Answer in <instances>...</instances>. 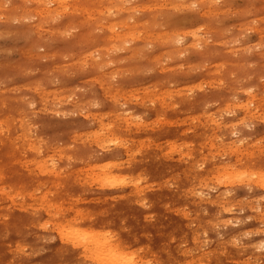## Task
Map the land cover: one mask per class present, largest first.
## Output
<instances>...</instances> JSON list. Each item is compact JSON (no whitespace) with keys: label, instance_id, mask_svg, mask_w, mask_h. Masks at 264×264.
<instances>
[{"label":"rangeland","instance_id":"obj_1","mask_svg":"<svg viewBox=\"0 0 264 264\" xmlns=\"http://www.w3.org/2000/svg\"><path fill=\"white\" fill-rule=\"evenodd\" d=\"M174 1L186 5L190 1L192 2V0ZM200 1L206 3L212 1L213 3V0ZM2 2L3 5L0 6V99L9 104L10 108L4 107L3 109L0 105V109L2 108L0 118H7L12 115L10 112L16 106L14 108L10 103L18 95L31 103L24 114V120L29 124L27 131L31 135V139H41L44 144V151L40 153L37 159L39 163H43L46 154L53 158V163L57 167L62 166L61 161L63 160L60 161L62 157L68 158L70 161L65 164L66 171H71L78 166V157L88 158L87 162L91 164L102 163L104 153L96 151L90 146L87 147L88 152L84 151L85 154L75 155L64 152L63 156L61 155L62 149L56 150L54 148L66 144L67 135L69 137L80 132L93 131L96 128L95 123L91 118L85 119L84 115L106 113L110 108L112 97L118 95L116 99L120 103H125L129 93L117 92L122 87L136 90L158 82L166 85L173 92H181L182 98L192 105L194 104L192 101L201 99L199 98L201 95L214 96L217 99L230 98L235 103H241L246 99V92H248L250 85L257 90L259 89L260 61L264 59V47H262L264 36L256 32L258 29L256 26L261 23L260 13L264 11L261 4L264 0H219L218 4H213L212 7L215 8H210L212 13L208 17L204 16V8L193 11L184 5L185 8L178 6L177 10L176 5H174L176 2L173 0H158L152 3L150 8L142 5L146 0H119V3L114 0V4L118 3L116 6H120V8L119 12H114L111 16V22L113 24H120L121 22L127 24L122 28L119 26L113 28L123 33L122 35L120 33V41L122 36H128L124 34L127 31L136 34L137 38L131 40L132 34L130 33V38L122 48H110L108 45L105 48L106 54L101 59H96L92 51L104 44L110 30L108 31L106 25L102 24L106 21L98 20L97 11H94L91 20L85 23L79 18V13L76 14L77 12L73 11L75 2H67V10L57 19L46 21L44 28L38 33L33 26L34 19L10 16L15 9L30 8L31 4L27 0H2ZM128 8H135V10L141 8L148 13L136 11L131 17V12L126 10ZM149 15H154L156 21L147 19ZM197 19L204 21V23H197ZM66 20H70L73 25L63 31L64 33L57 34L55 31L57 26L64 25ZM201 28L203 31H199ZM174 31L177 32L176 36ZM190 31L195 32L200 39V44L192 49L188 48L191 37L185 35L186 32ZM158 34L159 36L168 34V36L156 38ZM170 34L172 37H169ZM176 37L183 42L176 44L177 39L173 40ZM165 39L166 41H163ZM167 53H171L169 57ZM81 62H84V66L80 64ZM96 62L104 65L99 66ZM108 75L111 77L108 78ZM40 77L43 80L41 89L52 90L49 93L64 99L65 102L62 105L64 107L76 106L81 99L93 100L94 102L90 106L87 105L88 109L82 113L72 112L70 107L66 108L69 110L68 113H55L51 111L52 107L50 108L48 104L45 107L34 102H39L38 94L42 92L38 93L35 89L22 87L23 84L25 85L24 80L35 81L40 80ZM100 77H103L102 81L98 80ZM108 91L110 93L105 94ZM47 101L48 97L44 102ZM135 102L136 98L132 97L128 104L122 105V108L126 109L127 105L130 104L129 114L135 113L139 116L138 119L135 118L134 123L139 122L140 129L131 128L126 131L125 137L128 138L126 144L130 146L137 141H145L150 142L152 146L146 147L135 155L138 158L135 162H141L139 165H142L144 170L140 172L137 167L128 170V172L147 174L146 182L151 188L147 189L148 195L144 196V199L149 202L150 206L146 207L145 210L136 206L137 209H140L137 211L133 206L123 205L117 201L111 203V207H113L111 208V204L106 206L100 204L98 200L108 191L98 188H94L92 191L74 189L80 209L85 208L99 212L103 207V213L108 215L106 219L110 220L118 219L125 213L121 219L124 223L126 222L129 230L126 234L131 238V250L139 248V239L143 238L147 242L143 247L144 249L153 246L165 252H170L174 248L181 251L185 250L190 242L189 239H186L189 230L194 232L196 230L195 225L193 227L188 226V229L182 227L180 213L188 214L192 218L198 215L200 220L214 219L215 215H219L222 221H232L220 231V236L224 238V242L218 240L215 232H210L207 237L210 243L205 249L200 243L201 232L207 231L209 226L204 227L203 230L198 228L196 230V243H198L199 252L205 257L214 254L213 257L216 259L215 261L220 262L219 264H231V260L232 264L243 260H250L251 262L258 260L261 256L259 245L264 242V231L263 233L259 232L257 229H262V227L261 225L255 226L253 220V217L258 213L254 209H261V201L257 200L260 198V193L256 188H250L245 192H241L239 188L228 189V192L231 190L232 194L229 196L227 192L225 201H228V206L235 209L233 212L215 213L209 209L207 203L184 207L183 204L178 205L175 202V195L178 194V190L191 181V179L185 181L181 177L180 171L188 168L187 165L190 166L192 162L202 163L203 168L199 167L201 171L209 170L218 164H229L234 162L237 157L243 158L247 162L251 161L252 158L243 150H239L236 155L224 152L220 147L219 139H217L214 147L207 144L204 149L195 143V148L187 158L184 157L182 148H179L178 154H173L170 157H165L163 154L159 155L157 144L160 142L158 139H173L177 144L184 140L194 143L191 141L196 124L190 121L179 124L177 118L182 119V116L178 117L175 113H179L180 108L176 111L169 110V115L161 116L156 115L153 111L137 109ZM96 104H99V107H95ZM186 108L191 109L190 105L185 106V110H187ZM210 108H212L211 105H208L203 108V111L207 113L214 111V106L212 109ZM188 112L189 110L184 111V113ZM233 113L234 115L224 113L221 119L236 121L240 115ZM209 115L212 116L213 114L209 113ZM104 121L107 123L108 118L106 117ZM145 124L147 126L142 127ZM252 125L255 126L245 128L242 132L243 134H250L248 140L258 137L260 132L264 130L260 121H256ZM13 127L14 125L10 124L11 129L7 130L4 137L12 138L14 136ZM232 132L231 127L226 132L229 134V140L233 141L239 138V134L233 136ZM164 134L168 136L166 137ZM0 141V154H2L6 139L0 136ZM153 141L155 142L154 145ZM109 152L119 157L123 156L121 149L110 150ZM181 159L182 162L178 161ZM184 159L185 161H183ZM84 165H86L85 162ZM36 168L31 164L28 170L15 169L16 173L13 171L14 168L11 170L9 168L7 179L11 182L14 181L13 183L24 182L32 187L38 181L32 177L35 176L32 173L33 170L39 173ZM31 177L34 182H32ZM17 178L20 180L17 181ZM44 180L47 179L44 178ZM62 193L67 192L62 191ZM53 194L58 196L59 190H55ZM3 205L6 204L0 201V210ZM128 207L133 209L129 213H127ZM151 207L153 210L150 209ZM15 208L6 209L4 212L0 211V264H52L58 261V257L53 253L59 245L55 229L49 224L45 231H39L34 227L38 223H45L47 216H45L44 211L31 209L30 206H28L29 209L22 211L19 207ZM148 211L151 212L148 213ZM137 214H139V218ZM19 216L23 218L17 222L16 217ZM10 217L15 218L16 221L11 222ZM146 217L154 218L145 220ZM134 224L136 225L134 226ZM245 233H250V235H245ZM183 235L186 237L181 240ZM230 239L239 240V246L234 247L228 243ZM18 244L21 247L24 245V249L23 252L19 251L15 254V248ZM250 246L253 247V250L248 256L244 249L250 248ZM256 247L257 249H255ZM11 251L12 253H10Z\"/></svg>","mask_w":264,"mask_h":264},{"label":"bare ground","instance_id":"obj_2","mask_svg":"<svg viewBox=\"0 0 264 264\" xmlns=\"http://www.w3.org/2000/svg\"><path fill=\"white\" fill-rule=\"evenodd\" d=\"M113 1L27 0V2L31 4L30 8L15 9V11H13V14L10 16L15 18L26 17L34 19V29L36 32L40 33V31L44 28L46 21L49 22L50 19H57L67 10V2H75L73 6V11L77 12L76 14L79 13V18H81V21L85 23L89 22V20H91L92 15L94 14L93 12L97 11L98 20L106 21L102 22V24L106 25L108 31L110 30L104 40V44L100 47L98 46V48L92 51L96 59H101L106 54L107 50L105 48L108 45H110V48L119 49L122 48L124 46V43L130 38L129 34L131 32L127 31L124 34L128 36H122V39L120 41V37L123 33L113 29L114 27L119 26V28H122L123 26L127 25L124 22H121L120 24H113L111 22V16L114 12H119L120 8V6H116L118 5L119 0H116L118 2L116 4H114ZM156 1L158 0H146V2L142 5L150 8V5ZM173 2L176 1L173 0ZM198 2L202 5V7L200 8H204V16H210V14L212 13L210 8H215L212 7L214 3H212V1H209L207 3L205 1L201 2L200 0H198ZM48 4H51V7H48ZM122 4L124 5V3ZM1 5H3L2 0H0V6ZM174 5H176L175 7H177L178 10V6H182L183 8H185L184 5L186 4H182V2H176ZM17 7L20 6L17 5ZM126 10L131 12V17L136 11L144 12L145 14L148 13V11L142 10L141 8L136 10L135 8H128ZM147 19L156 21V17L154 15L147 16ZM66 21L67 22H65L64 25L61 24L57 26V29L55 30L57 34L64 33L63 31H66V29L70 25H73L70 20ZM260 25L256 26L258 27L256 32L259 35L262 34ZM174 33V35L176 36L177 32L174 31ZM185 35L191 37V42L188 48H196V46L200 44V39L198 38L195 32H186ZM149 36L151 37L152 35ZM167 36L168 34L160 36L158 34L156 38H164ZM170 36L172 37L171 34L169 35V37ZM136 38V34L131 35V40H134ZM177 38L178 37L173 40H176ZM178 40L179 39H177V41ZM163 41H166V39ZM177 41L176 44H178ZM121 43L123 44L121 45ZM171 53H167L168 57ZM80 64L84 66V62H81ZM96 64L99 66L104 65H102V63L100 62H96ZM107 77L110 78L111 76L108 75ZM98 80L102 81L103 77H100ZM24 83L25 85L23 84L22 87H29L30 89H35L38 93L42 92L38 94L39 102L34 101L35 103L41 104L45 107L48 104L50 108L52 107L51 111H54L55 113H68L69 110L66 109L67 107H70L72 109V112L82 113L83 111H86L88 109V106H90L94 102L93 100L81 99L80 101H78L76 106L70 105L64 107L62 106L65 102L64 99H60L58 95L56 97L49 93L52 90L45 91L41 89L40 86L43 83L41 77L40 80L38 79L35 81L24 80ZM117 92L129 93L125 103H120L119 100L116 99L118 95L112 97L109 106L110 108L109 110H107L106 113L99 112L91 116H89L88 114L84 115L85 119L91 118V120L95 123L96 128L93 131L80 132L79 134L69 137L67 135V143L64 144L62 147L54 148L56 150L62 149V156L64 152L72 153L75 155L82 153L85 154L84 151L88 152V146H90V148L96 151L98 150L99 152L102 151L104 153V158L102 160V163L100 164H91L87 162L88 158L78 157V166H76L71 171L65 170V164L70 161L68 158L62 157L60 159V161L63 160L61 161V167L55 166V164L53 163V158H51L47 154L45 158H43V163L37 162L40 153L44 151V144L41 139L36 138L35 140H32L31 135H29L27 131L29 130V124L26 123V121L24 120V114L26 113V110L29 108L31 103L25 101L22 96L18 95L14 97L15 99L13 98L12 102L10 103L11 105H13V107L16 106V108L14 107L15 111L13 110L10 112L12 115L8 116L7 118H0V136H3V138L6 139L3 144L4 150L2 154H0V201L6 205H3L0 211L4 212L6 209H12V207H19L20 211H22L23 209L27 210L28 206H30L31 209L37 211L40 209L43 210L46 214L45 216H47L45 223H38L34 227L37 228L39 231H45V228H47L49 224L55 229L59 245L55 248L53 253L58 257V260H85L87 261V264H95V261H88L85 252H87L88 255H92L94 252L106 254V238L104 234L107 232L118 234L120 237L119 243L121 244V247L124 250H128L127 246L129 245V243H131V238L126 234V232L122 231L121 229V225H125L127 227L126 222L124 223L122 221V217L125 213H123L121 217H118V219L113 218L116 220L114 221L112 218V220L106 219V216L108 215L103 213V207L102 210H100L99 212L94 210H88L85 208L80 209L81 207H79L80 205L78 203V197L75 194L76 190L74 189H85L92 191V189L98 188L103 191H108L100 198H98L100 204L102 203L106 206H109L111 203L119 201V203L121 202L123 205L133 206L134 208L138 206L139 208H144V210L146 209V207H142V203L143 201H145L144 196L148 195V192H146L147 189L151 188V186L148 185L146 182L147 174L143 175L142 173L139 174L138 172L131 173L128 172V170H133L137 167L140 172L144 170L143 166L139 165L141 162H135L138 159L137 157H135V155L144 150L146 147L152 146V144L150 142L145 141H137L130 146L126 144L128 142V138L125 137L126 131H129L131 128H135L136 130L140 129L139 122L137 121L138 123H134L135 118L139 116H137L135 113L129 114L128 112L129 109H131V107L129 106L130 104L127 105L126 109H124V107L122 108V105L128 104L131 101L132 97L136 98L135 104L137 109L139 110L153 111L156 115L164 116L169 115V110L176 111V109L180 108L182 112H176L175 114L178 115V117L182 116V119L177 118V122L179 124H185L187 121H190L191 123L196 124L194 126L195 131L193 133V140L191 141L194 143H190L184 140L181 141L180 144H177L173 139H158V141L160 142L159 144H157V150L159 151V155L163 154L165 157H170L173 154H178L179 148H182L184 150L183 154H185L184 157L187 158L190 156V153L193 151L196 144L201 145L202 149H204V146H206L207 144L214 147L216 145L217 139H219V141L221 142L220 147H222V150L224 152H227L230 155H236L239 150H243L249 157L252 158L251 161L247 162L245 161V159L237 157L234 162H231L229 164H218L214 167L212 166V168L209 169L210 171L207 169L200 171L199 163L197 162H192L190 166L187 165L188 168L182 169L180 171V174L182 175L181 177L184 178L185 181H187L188 179H191V181L178 190V194L175 195L176 204H183L184 207H189L190 205L207 203L210 210L215 211V213H221L220 205L226 203L225 199L227 198V192L229 188H239L241 192L249 190L248 187L233 182L236 172H250L253 174V176L257 175L260 172L259 162L261 157L259 153V146L257 144V141L260 140V135L252 140H248L250 134H243L242 132H244L245 127L240 124L241 120L250 121L251 125L254 124V122L256 121H260L259 112H256L254 109L249 110L245 108V106L249 104V101L251 99L248 95V92H246V99L243 100V102L241 103H235L230 98L217 99V97L214 96L201 95L202 97H199L201 99L192 101L194 103L193 105L189 101L182 98L181 92H173L169 90L166 85H163L158 82L153 83L148 87L138 88L136 90H133V88L127 89L125 87H122ZM106 93L110 92L108 91L105 92V94ZM46 97H48V101L44 102L46 100ZM0 105L3 107V109L4 107H7L8 109L10 108L8 106L9 104H6L2 99H0ZM188 105H190L191 109L186 108L187 110H185V106ZM208 105H211L212 108L214 106V111L209 112L213 114L212 116H210L209 113L203 111V108ZM13 107L11 106V108ZM188 110V113H184V111L186 112ZM229 111L239 114L240 117L236 121L231 119L229 121H225L221 119L224 116V113H228ZM106 117L108 118L107 123H105L104 121ZM10 124L14 125L13 129L15 130V134L12 138L7 136L4 137V134L7 133V130L11 129ZM145 126H147V124L142 125V127ZM230 127L233 129V131H236L239 134V138H237L236 140H229V134H227L226 132L229 130ZM167 136L168 135H166V137ZM113 140H119L120 145L114 144L112 142ZM129 140L131 141L130 138ZM240 140H244L245 143L239 144ZM154 144L155 142L153 141V145ZM118 149L122 150L123 156L119 157L109 152L110 150L113 151ZM187 151L188 153H185ZM113 157H118V159H114ZM205 158L208 159L207 156H205ZM178 161L182 162V159ZM183 161H185V159ZM84 162L86 163V165H84ZM31 164L36 166V170L39 171V173L35 172L34 170L32 171V173L35 175L32 177H35L38 180H35L36 183L32 187H29L24 182L13 183L14 181H8L7 172L9 168L10 170L11 168H14V172L15 169L21 171L28 170ZM129 164L132 165L127 167ZM225 176L229 177V179L226 180L225 183L220 184L215 182L217 179H223ZM44 178H46L47 180H44ZM18 179L19 178H17V181ZM136 180L141 181L139 187L135 183ZM108 181L116 183L118 186L105 187L104 185ZM120 181H124V183L120 184ZM32 182H34L33 178ZM251 188H256L260 195L262 192H264V189L257 186L255 179L252 180ZM55 190H59L58 196H55L53 194ZM62 191H66L67 193L63 194ZM199 193H204V196L202 197L201 195H199ZM141 196L143 197V200L140 199ZM257 200L261 201L260 198H258ZM111 206L112 204L110 205V207ZM260 208H264V202H261ZM123 209L126 208L123 207ZM150 209L153 210V207H151ZM130 210L131 209H129L127 213H129ZM138 210L140 209H137V211ZM115 212L117 211L115 210ZM150 212L148 211V213ZM138 215L139 214H137V217ZM179 216L182 217V227L187 229L188 226L193 227V225H195L194 227L196 228V230L198 228H201L203 230L204 227L209 226V220H211L212 224H214L216 221V215L214 219L209 220L207 218H205V220H200L198 215L192 218L190 215L184 213H180ZM11 218L12 217H10L11 222L16 221V219L17 222H19L20 219L23 217L19 216L16 217V219ZM253 220L255 226L262 225V223H264V218L261 217L259 212L253 217ZM6 221L8 222V220ZM127 221L129 222V220ZM135 225L136 224H134V226ZM29 227L32 228V226ZM61 229H68L75 233L82 234L85 238L79 241L80 247H74L72 245L67 244L61 238ZM196 230L195 232L189 230L188 238L186 239H189L190 242L186 246L185 250L181 251L177 248H174L170 252H165L161 249L151 246L145 249L144 253L141 254L139 259H141L142 261H151L152 264H169L170 261H174L176 264H201L202 260L206 261L207 264H219L220 262L215 261L216 259L213 257L214 254L205 257L202 253L199 252V247L197 246L198 243H196ZM257 230L263 233L264 228H258ZM185 237L186 236L183 235L181 237V240H183ZM231 240L233 239H230V241ZM146 243L147 242L143 240V238H140L138 242L139 248H143ZM23 246L21 247V245L19 244L16 245L15 252H13L17 254L20 249H24ZM3 249L6 250V248ZM255 249H257V247ZM252 250L253 247L251 246L250 248L244 249L245 254L248 256L251 254ZM10 253H12V251ZM232 263L233 262L231 260V264ZM235 264H252V262L250 260H243L238 261Z\"/></svg>","mask_w":264,"mask_h":264},{"label":"snow or ice","instance_id":"obj_3","mask_svg":"<svg viewBox=\"0 0 264 264\" xmlns=\"http://www.w3.org/2000/svg\"><path fill=\"white\" fill-rule=\"evenodd\" d=\"M214 4H218L219 0H213ZM48 7H51V4H48ZM187 8L196 11L202 5L198 2V0H192L191 3L186 5ZM261 7L264 8V2H262ZM261 15V32L262 36H264V11L260 13ZM197 23L203 24L204 21L197 19ZM199 31H203V29H199ZM191 34V33H190ZM70 35V33H69ZM178 43H182V40H178ZM264 47V45H262ZM261 65V71L259 74V89L252 87L251 85L248 87V95L251 98L249 101V104L245 106L246 109L252 110L254 109L256 112L260 113V121L261 124L264 125V59L260 61ZM115 79V77H113ZM95 107H99V104L94 105ZM34 107V106H33ZM228 115H234L233 112L229 111L227 113ZM138 119V118H137ZM240 124L243 125L245 128L254 127L255 125H251L250 121L247 120H241ZM233 136H237L238 133L236 131L232 132ZM116 145H120L119 140H113L112 141ZM244 140H240L239 144H244ZM257 144L259 146V153H260V162H259V168L260 172L253 176L250 172H236L233 182L239 183L245 187H248L249 189L252 186V180L255 179L257 186L264 189V130L260 132V140L257 141ZM114 159H118V157H113ZM203 164H199L200 168H203ZM229 177L225 176L223 179H217L215 182L223 184L226 180H228ZM120 184H123L124 181H120ZM136 185L139 187L141 184L140 180L135 181ZM105 187H117L118 185L116 183H112L110 181L106 182ZM214 190V189H213ZM232 194V191L229 190L228 195L230 196ZM202 197L204 196V193H199ZM141 200H143V197H140ZM261 202H264V192L260 195ZM139 202V201H138ZM147 201H143L142 207H149ZM235 209H233L231 206L227 205V202L225 204L220 205V212H233ZM254 211H258L262 218H264V208L261 209H254ZM154 217H146V219H153ZM216 223L212 224L211 220H209V227L207 231L201 232L202 239L200 240V243L202 246L206 249L210 243V241L207 239L210 232H215L217 235V238L219 241L224 242V238L220 236V231L222 228L229 223H232V221H222L220 216H216ZM262 228H264V223L261 225ZM121 229L124 232H128V228L125 225H121ZM61 238L69 245H72L74 247H80L79 241L81 239H84L85 237L80 233H75L68 229H61ZM106 238V254H100L99 252H94L92 255H88L87 252H85V255L87 256L88 261H95V264H152L151 261H142L139 259L142 253H144L145 249L143 248H136L135 251L131 250V243H129L128 250H124L121 247V244L119 243L120 237L116 233L107 232L104 234ZM245 235H250V233H245ZM228 243H231L234 247H238L240 244L239 240H231L228 241ZM261 256L258 260L253 261L252 264H264V242H262L259 245ZM21 252H23V249H20ZM54 264H87V261L85 260H75V259H67V260H58L55 261ZM169 264H175L174 261H170ZM201 264H207L206 261H201Z\"/></svg>","mask_w":264,"mask_h":264}]
</instances>
